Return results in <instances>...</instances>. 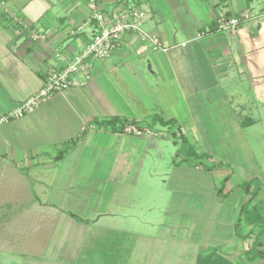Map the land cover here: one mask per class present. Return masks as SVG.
Listing matches in <instances>:
<instances>
[{"label":"crops","instance_id":"obj_1","mask_svg":"<svg viewBox=\"0 0 264 264\" xmlns=\"http://www.w3.org/2000/svg\"><path fill=\"white\" fill-rule=\"evenodd\" d=\"M5 1L11 12L22 14L51 37L40 45L15 40L0 7V117L41 90L47 72L55 69L57 47L65 45L78 53L88 40V34L64 37L86 16L82 8L69 11L67 0H60L64 10L59 15L38 0ZM256 1L260 7L254 15V0L249 9L235 12H230L231 2L210 0L208 21L195 16L196 34L187 36L161 20L149 27L145 22V30L172 49L155 53L133 34H126L108 59L95 63L87 87L55 94L33 114L0 125V256L9 246L19 247L29 238L40 244L56 232L54 254L41 257L40 264H154L155 255L149 254L163 242L177 245L176 222L190 221L192 204L213 201L218 209L212 219L219 218L225 200L218 195L215 174H224L220 175L224 180L229 179L228 172L193 170L173 162L169 173L209 179L200 178L179 191V186L162 178L161 133L170 134L172 124H178L173 136L193 134L195 126L209 118L210 108L218 109V116L235 125L239 135L255 124L249 96L264 92V6ZM244 12L251 19L225 32L235 50L226 54V40L220 38L223 32L216 22ZM253 23L258 34L253 33ZM114 118L125 124L122 131L121 123L98 125ZM129 125L152 133L126 134ZM64 147L69 148L67 153L56 161ZM50 171L69 175L71 180H45L42 174ZM234 187L226 188L223 195L232 194L234 199L239 194V203L231 209L241 212L247 197L238 185ZM204 208L196 210L199 219ZM232 218L227 223L229 238L223 241L227 249L203 246L204 253L197 257L228 249L232 255L244 256L251 250L254 239L238 237ZM250 231L247 227L241 235ZM191 242L199 252L203 243ZM22 253V257L29 254Z\"/></svg>","mask_w":264,"mask_h":264},{"label":"rangeland","instance_id":"obj_2","mask_svg":"<svg viewBox=\"0 0 264 264\" xmlns=\"http://www.w3.org/2000/svg\"><path fill=\"white\" fill-rule=\"evenodd\" d=\"M133 1L134 3L136 1V3L140 5V8L145 11L147 27L152 26L155 21L161 20L169 29H178L183 35L187 36L191 32L196 34L195 27L193 26L195 16L198 19L202 18V20L208 21L206 19L209 16L210 0ZM38 2H44L52 14H63L64 7H61L60 0H38ZM66 2L69 3V8L68 5L65 6V8L67 7L69 11L82 8V10L88 12L87 0H67ZM258 2L260 5L262 4L264 6V0H258ZM259 7L257 1L254 0V3L252 4L254 15L258 14ZM230 8L232 10H230V12H235L240 8H246L245 0H234L230 3ZM215 17L216 14H214L212 18ZM251 26L253 28V33L258 34L257 24L253 23ZM228 35L229 34H226L225 32L220 34V38L226 40L225 53H235L233 40L231 37H227ZM233 36L236 37V34ZM249 100L252 104H250V107L248 108H250L251 119L255 124L246 127L243 130L242 135H239L236 132L235 125L229 120L227 122L218 116V109L216 110L213 108L209 109V118L205 119L202 124L195 126L193 134L187 136V133L185 132L183 138L173 136L172 133H175L179 125L172 124L170 127V134L166 131L161 133L163 156L160 161V168L163 180L173 182L174 185L179 186V191L186 190H182L181 188H185L182 186H187L186 188L189 189L190 184L199 181L198 179L200 178L201 181H209V179L206 180L202 177L203 175L198 178L194 173L186 175L180 172L169 173L168 170L170 166L174 164L173 162L183 166L186 165L193 170L202 169L203 171L208 172L224 168V170L228 172L226 174L229 176V182L227 181L224 183V192L226 188L231 189V187L236 185L240 186V184L245 181H253L251 191H253L257 185H261L262 187L261 195L253 202V204L258 205L259 212L264 218V92L250 94ZM183 127L187 126H182V128ZM167 136L168 138H166ZM184 140H186L185 144L183 142ZM190 149H193L198 154V157L188 155L187 152H189L188 150ZM55 163L56 165L58 164L54 161L53 164ZM166 172L169 173V177L165 175ZM42 175L45 180H71L69 175L64 177L53 173V171H50V173L44 172ZM220 175L224 174H215V182L218 189L223 184V178ZM210 176L213 177L214 175L210 174ZM232 189H235V187ZM240 190L242 194L243 191L241 188ZM238 196L235 195L233 199L232 194H230V196L221 195V198L225 200V204L223 205L224 208L223 206L221 207L224 211L219 213V218L217 219H212V217H216L213 211H217L218 204H214L213 201H209L206 204H192V209L189 212L190 221L179 219L176 222L177 229L174 231V235L179 239L177 245H167L163 242L160 247H156V251L149 254L155 255L154 264H196L198 253H202L201 251L204 253L205 249H203V246L208 247V250L213 246L222 245V249L226 250V247L229 245L226 242L223 243V241H227L229 238V228L227 227L228 220L233 217L232 224L236 225L241 213L239 209H231L234 208L235 202L236 204L237 202L239 203L241 198ZM231 198L233 200H231ZM181 207L183 206L181 205ZM183 208H188V206H184ZM197 208L199 211L202 208L205 209L202 218L200 219L196 216ZM221 209H219V211ZM240 227L241 230L247 231L246 225L241 223ZM185 236L192 239L185 241ZM57 241L58 235L54 232L52 238H44L43 242L41 240L40 244L36 242V239L29 238L19 247L13 245L9 246V250H6V253L3 252L0 256V264H40L41 257L46 258L47 256H51L53 253L52 248ZM191 241L194 243H203L199 252ZM26 250L29 254L22 257V251ZM228 250L230 252V249ZM229 252L221 251V253H219L235 264H264V260L251 258L248 254L240 256L238 253H234V256ZM149 263V261L146 262V264Z\"/></svg>","mask_w":264,"mask_h":264},{"label":"built area","instance_id":"obj_3","mask_svg":"<svg viewBox=\"0 0 264 264\" xmlns=\"http://www.w3.org/2000/svg\"><path fill=\"white\" fill-rule=\"evenodd\" d=\"M0 7L2 14L7 17L15 40H24L32 45L47 44L50 41L49 31L30 25L22 14L11 12L5 0H0ZM87 9L84 22L64 32L66 39H76L88 34V40L83 43L81 51L72 53L65 45L57 47L54 53L55 69L47 72L41 90L1 116L0 125L33 114L55 94L87 87L93 78L95 63L108 59L126 34H133L155 53H166L172 49L157 35L145 30L146 13L132 0H87ZM250 19L248 12L239 17H221L217 21L218 31L235 30ZM125 133L142 137L152 132L129 125L125 128Z\"/></svg>","mask_w":264,"mask_h":264},{"label":"trees","instance_id":"obj_4","mask_svg":"<svg viewBox=\"0 0 264 264\" xmlns=\"http://www.w3.org/2000/svg\"><path fill=\"white\" fill-rule=\"evenodd\" d=\"M222 3H229L234 0H221ZM253 0H245V9H249L250 5ZM2 19L4 22H8L7 17L2 14ZM226 18H230L229 16H226ZM216 27L218 29V23L216 22ZM119 123L120 129L119 131H122L123 126H125L124 123L121 122V120L114 118L111 120H104L98 123L99 126L108 127L113 126L116 127ZM184 144L186 140L183 141ZM71 143H76V141H73ZM68 147H64L59 150L56 161H60L63 159L65 154L68 151ZM188 155L192 157H198V154L193 150H188ZM228 180V178H225L223 180V184L218 189V195L221 197L223 195L225 186L224 183ZM252 182L245 181L242 184H240V188L243 191V194L247 197V200L244 202L242 208L240 217L237 221V224L235 225L237 236L242 239H247L252 237L254 239V242L252 244L251 250H249L246 254H248L251 258H258L261 260H264V218L261 216L259 212V207L257 204H253V202L261 195L262 193V187L261 185H257L253 191H251L252 188ZM242 219V222H241ZM241 223L243 225H246V227H250L251 231L247 235H241ZM196 264H235L232 261H230L228 258H226L224 255L220 254L219 251H213L208 254H200L197 257Z\"/></svg>","mask_w":264,"mask_h":264}]
</instances>
